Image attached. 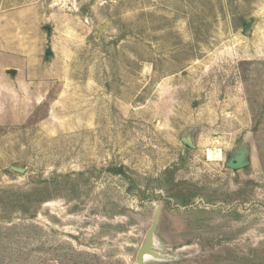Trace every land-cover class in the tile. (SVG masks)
I'll use <instances>...</instances> for the list:
<instances>
[{
  "label": "rangeland",
  "instance_id": "rangeland-1",
  "mask_svg": "<svg viewBox=\"0 0 264 264\" xmlns=\"http://www.w3.org/2000/svg\"><path fill=\"white\" fill-rule=\"evenodd\" d=\"M158 213L146 264H264V0H0V264H138Z\"/></svg>",
  "mask_w": 264,
  "mask_h": 264
},
{
  "label": "water",
  "instance_id": "water-1",
  "mask_svg": "<svg viewBox=\"0 0 264 264\" xmlns=\"http://www.w3.org/2000/svg\"><path fill=\"white\" fill-rule=\"evenodd\" d=\"M255 20H251L245 27V33H248L251 28L254 25ZM102 31V30H100ZM52 52H47V55H51ZM10 73L15 74V70H9ZM186 143L190 146H192L191 140H187ZM249 150L247 148H244L243 145H240L238 149L235 151V153L228 159L226 162L227 167L233 169V170H241L246 168L249 165V157H248ZM17 172H23L22 169L14 168ZM159 218V213L156 216V220L154 222L153 227L148 231L144 244L138 254V264H146L145 263V257L147 255H154L158 256V253L154 250V234L155 230L157 228V221Z\"/></svg>",
  "mask_w": 264,
  "mask_h": 264
},
{
  "label": "trees",
  "instance_id": "trees-1",
  "mask_svg": "<svg viewBox=\"0 0 264 264\" xmlns=\"http://www.w3.org/2000/svg\"><path fill=\"white\" fill-rule=\"evenodd\" d=\"M114 171H116V172H117V171H119V172H123V170H122V169H121V170H116V169H115Z\"/></svg>",
  "mask_w": 264,
  "mask_h": 264
},
{
  "label": "bare ground",
  "instance_id": "bare-ground-1",
  "mask_svg": "<svg viewBox=\"0 0 264 264\" xmlns=\"http://www.w3.org/2000/svg\"><path fill=\"white\" fill-rule=\"evenodd\" d=\"M219 153V152H218ZM212 155L210 154V157H211ZM216 156H219V155H216Z\"/></svg>",
  "mask_w": 264,
  "mask_h": 264
}]
</instances>
